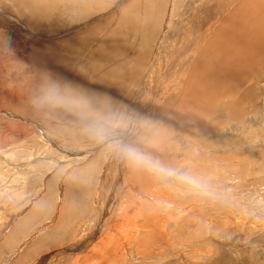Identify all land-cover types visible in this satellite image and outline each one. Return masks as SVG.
<instances>
[{
	"label": "rangeland",
	"instance_id": "rangeland-1",
	"mask_svg": "<svg viewBox=\"0 0 264 264\" xmlns=\"http://www.w3.org/2000/svg\"><path fill=\"white\" fill-rule=\"evenodd\" d=\"M129 1L138 10L131 17L122 11ZM217 1L156 0L147 17L145 0H53L35 14L20 0H0V264H264V106L254 99L243 107L241 123L222 110L203 121L208 131L195 115L189 125L201 136L197 147L190 128L169 116L178 72L197 45L193 29L218 14L207 12L225 0ZM74 38L81 47L68 51ZM76 94L90 98L83 110L70 102ZM160 126L162 136L153 138ZM130 154L145 159L140 168L155 177L152 188L128 177ZM197 163L200 176L189 172ZM107 169L104 196L112 191L102 204ZM74 178L80 184L67 187ZM70 191L81 211L58 243L66 230H53ZM80 237L88 245L70 250Z\"/></svg>",
	"mask_w": 264,
	"mask_h": 264
},
{
	"label": "bare ground",
	"instance_id": "bare-ground-1",
	"mask_svg": "<svg viewBox=\"0 0 264 264\" xmlns=\"http://www.w3.org/2000/svg\"><path fill=\"white\" fill-rule=\"evenodd\" d=\"M145 1H146V3H144V6H146L145 8H147V17H149L150 15L153 16L154 15V11H156L155 10V7L156 6L154 7V5L156 3V0H145ZM225 1L222 2V3H220V4L225 3V4H223L224 6L222 5L221 7H219L220 4H218L217 7L213 5L216 8H213V6L210 7V8L208 7V11L207 12H210L211 11V13L212 12L218 13L216 15L217 17L214 16L213 18L212 17L209 18L210 15L209 16L207 15L206 21H204L205 20L204 19L201 22V24H199V25L197 24L198 26L193 29L194 30L193 32L196 35L199 34L198 35V39L196 38L194 40V42L197 43V45L193 44V45L196 46L195 49H194V51H193V49H191L194 54L193 53H192V55L189 54L191 52V51H189L187 53L190 56L187 57V58L185 56V59H187V61H186L187 67L185 65V67H182L181 68L182 71L180 70L178 72V74L181 73L183 75V76H180V81H182V82H180V84L178 86V90L180 88L179 92H174L176 94L172 93V94H174V96L176 95V97H178V102H177L176 106H174L175 108L173 107L174 109H172V112H171L172 114L169 115V116H171L170 117L171 118V121L174 122L173 124L182 126L181 128H183V130L186 129V128H188V127L191 129V130L190 129L189 130L186 129L185 131H187V130L189 132L191 131V134L192 135L190 134V139H193L191 142L195 143L194 144L195 147H197V145L199 146V142H201V140H197L198 138H196L197 136H199V134L196 135V133H197L196 132V127H194V125H193V128H191L192 125L191 124L189 125L190 120H192V118L195 115L198 118L201 117L200 119H198V121L199 120L201 121V126L202 127L201 126H199V127L201 129L205 127L207 129L204 128V131H208V129L211 130L212 128L210 126L209 127H206L207 125H205L203 121L205 119H207L208 117L213 116L214 114H216L218 112L220 113L222 110L227 109L228 112H226V113H227L228 117H230V119L233 118L234 119V122H235V120H237L239 123H241V122L244 121L243 118L247 114L245 112H244L245 114L244 113L242 114L243 107H244V110H246V109L248 110V108L252 107V104L254 103V99H256L257 102L260 105H263L264 106V68H263L264 67V63H261L262 61H264V0H227L226 2ZM20 2L24 3L26 5V8L29 9L32 13L35 14V13H38V9L40 8V6L45 5L47 3H52L53 0H47L45 2H43L42 0H20ZM130 2H132V1H129L128 3H130ZM218 2L219 1H217V3ZM101 3L102 2H97V5L100 6V9H102V8L105 9L106 5L108 6V3H106V2L104 3V6H102ZM88 4L89 3L87 1V3L83 5L84 12H86V13H88V6H89ZM135 5L136 4L134 2H132L127 7L126 6H123L122 7V11H124V14L125 15L128 14L129 17L134 16V15L137 14V11H138L137 8L135 7ZM205 6H209V5H205ZM134 7H135V9H134ZM223 7H225V8H223ZM51 9H53V7H51ZM93 9L95 10V3L90 1V9L89 10L91 11ZM200 9H201V7H200ZM209 9H210V11H209ZM158 10H157V12H158ZM199 12H200V10H199ZM225 12H227L226 13L227 15L224 14L225 15L224 16L223 13H225ZM40 18H41V16H40ZM210 19H212V20H210ZM215 23L217 24L216 26H215ZM133 25H135V24H133ZM104 26H105L104 24H102V26L101 25H98V28L100 30H103V27ZM203 26L205 27L204 28L203 36L199 37L200 36V33H201V30L200 29H203ZM147 27H149V25ZM149 30H150V28H149ZM109 32H110V30H109ZM193 32H191V34ZM110 33L112 34V32H110ZM115 33L119 34L118 31L115 32ZM201 35H202V33H201ZM110 36H111V39L112 40L115 39V36L114 35H110ZM193 37H195L194 34L192 35V38ZM76 39L77 38H74L73 41H75ZM73 41H68L67 42V45L66 46L68 47L67 48L68 51H69V48H73V50H74L76 48H80L81 47V43H82L81 38L77 39L76 42H73ZM104 42H105V40H104ZM193 48H194V46H193ZM67 49H63V50H67ZM193 56H194V58H193L192 62L190 63L189 61H191V58ZM103 58H105V57H103V56L101 57L102 61H103ZM259 64L260 65L262 64V66H263L262 67L263 72L261 71V69H260L261 67H260ZM260 71L262 72L261 75H259ZM108 73H109V71L108 72H102V75L107 76ZM111 75L112 74L109 73V76H111ZM175 78H176V75H175ZM92 87H94V86H92ZM92 87H90L89 90H91ZM257 89L258 90H261L260 93H255ZM89 90H87L85 92V95L87 97H88L87 93H90ZM222 95H224V96H222ZM259 95H260L261 99H259ZM221 96L222 97H228V98L227 99H225V98L224 99H221L222 98ZM171 98L172 99L173 98L175 99V97H172V95H171ZM69 99H70V102H71L72 106L75 109H80V110H81L82 107L84 108V107L87 106L85 104V101L90 100V98L86 100L81 95H77V94L71 96ZM256 100H255V102H256ZM170 102L174 103L175 100H174V102L170 100ZM164 103L168 105L167 101L164 102ZM246 106H247V108L245 109ZM163 107H164V105H163ZM83 108H82V110H83ZM93 112H94V110H93ZM72 116H73V119H74L75 118V115H72ZM170 118H167V119L169 120ZM194 119H193V121H194ZM247 120H248V118H247ZM253 121L254 120H250L248 122H249V124H251ZM166 122H164V123H166ZM196 125L198 126V124H196ZM165 126H164V128H165ZM179 126H177V127H179ZM244 127H246V126H243L242 128H244ZM159 128H161V126ZM179 129H180V127H179ZM164 130H162V128H161L159 130H156L155 134L153 132V134H154L153 135V138L156 137L157 135L159 137V134L162 136V131H164ZM249 132H250V130L247 133H249ZM206 134H208V132ZM186 136L189 137L188 135H185V138H186ZM199 137H201V136H199ZM207 138H204L203 141L205 139H207ZM159 139H161V138H159ZM233 139H235V138H233ZM156 141H159V140H156ZM152 142L154 143L155 142V139H153ZM206 142H207V140H206ZM206 142H205V145H206ZM209 143H210V141H209ZM209 143H208V146H209ZM241 144H242V142H241ZM136 145H138V144H136ZM200 145H201V143H200ZM152 147H153V145H152ZM195 147L193 149H195ZM159 148H158V151H156L155 154L157 156V159L159 158V160H157V164H158L157 165V168L160 169V170H162L165 167H167L168 165H166L167 161L166 160H162V158H161V157L166 156L165 152L163 151V149L161 148V146ZM135 149H134V151H136V153L139 152V150L137 151V149H138L137 147H135ZM195 151H193V152H195ZM133 155L135 156L134 159H131V162H129L128 165L126 166L127 169H128V174H127L128 177L130 178V180L133 178L132 180L133 181L135 180L134 182H136V180L139 181L140 184L143 185V187L149 185V187L152 188L149 183L155 177H152L151 176L152 179H150L151 177H147L146 176V173L143 170H141V168H144V166H145L143 164L145 162V159H144V162H143V160H142L143 158H141L140 156L137 157V154H132L131 156H133ZM196 155H199V154L196 153ZM186 156L188 157L187 160L190 161L189 158H191L193 156V154L190 151ZM212 156L214 157V154ZM198 157L199 156L195 157L194 159H196ZM216 157H218V156H216ZM216 157H214V158H216ZM121 158H122V156H121ZM210 158H212V157H210ZM215 162H217V160H215ZM110 165H111V163H109V166ZM182 167L183 166H180L181 169H182ZM111 168H113V167H111ZM197 168H198V163L196 164L195 168L194 167L191 168V170H189V172L191 171V173L194 176H195V173H197V175H199L198 173H200V172H199V169H197ZM109 173H110V170L107 169V172L104 175V176H106V177H104L105 183H103V185H102V191H101V200L100 201H101L102 204H103V202H104V204L107 203V198L106 197L109 195L110 191H112V189H111L109 191V193L104 196V193H107V191H106L107 184H109ZM227 175L225 177H227ZM199 176H197V177H199ZM158 177L159 178H156L157 181L160 179V177L163 178L164 175H159ZM163 179H165V178H163ZM69 180H71V179H69ZM78 181L79 180H77V179L74 178V182L75 183H72L70 186L67 185V187L73 188L72 185H75L76 186L77 184H80ZM154 182H156V181H154ZM160 182H161V180H160ZM153 184L154 183H152V185ZM113 185L115 186V184H113ZM75 186H74V188H75ZM78 187H79V185L77 186V188ZM154 187H155V184H154ZM116 189H118V188H116ZM146 192H147V190H146ZM76 195H77L76 193L73 194V192L70 191V193H68L66 195V198L61 202V205H62V203L66 200L67 201V204L69 206H72L74 210H71V208H69V206L67 205V208H66L67 210L65 209L64 211H62L60 213L61 215H59V211H58V218H57V221H56V226H58V227L55 228L56 230L55 231L53 230V232L59 233V230L63 229V230H66V234H64L63 236L64 237L67 236L66 239H63L61 237L60 238L58 237L59 238L58 243L59 242L60 243L65 242L66 243V240H68V238L70 237V233L72 232V229H74L73 228L74 227L73 224H71V222H69V221L71 220V217L73 218L74 216L80 215V211L81 210H78L76 208L77 206L75 207V205H72L77 200H79V199H77V196ZM164 195H166V194H164ZM129 198H131V195L129 196ZM108 199H109V197H108ZM127 203H129V202H127ZM166 203H168V202H166ZM136 204H134V205H136ZM129 205L130 204H128L127 207ZM154 206L157 207V205H154ZM113 207H114V205H113ZM60 208L62 209L61 206H60ZM154 208H153L154 211L152 209H151V211L155 212V209ZM58 209H59V207H58ZM67 213H68V215H67ZM136 213H135V215H136ZM122 214L124 215V213H122ZM148 214H150V212ZM153 214H155V213H153ZM165 214H167L166 213V210H165ZM110 215H111V213H110ZM135 215L132 216L133 219H134ZM136 216H139V215H136ZM163 216L164 215H162V218H163ZM121 217H122V215H121ZM149 217H147V218H149ZM150 219H148V220L151 221ZM74 220H76V219L74 218ZM152 220H153V218H152ZM154 220H155V217H154ZM157 220H158V218L156 219V221ZM131 222H133V220ZM99 229H98V233H99ZM60 232H62V231H60ZM85 239H86V237H82V238L80 237V240L77 241L78 243L77 242H74L75 244H73L71 246V249H70V246L69 247L68 246H64V247H66L65 248L66 250H68V249L72 250V248L74 247L75 252H81V251L84 250V247L83 246H84V244L86 242ZM75 240H76V238H75ZM89 241H91V240L89 239ZM79 243H80V245H79ZM86 244H87V242H86ZM94 244H96V243H94ZM91 245H92V243H91ZM98 248L100 250L101 247H98ZM102 248H103V246H102ZM104 249H102V250H104ZM97 251H98V249H97ZM101 251H99V252H101Z\"/></svg>",
	"mask_w": 264,
	"mask_h": 264
}]
</instances>
